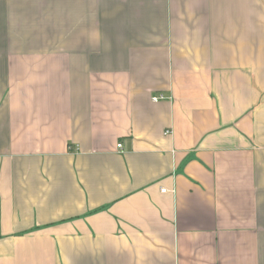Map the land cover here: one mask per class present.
Returning <instances> with one entry per match:
<instances>
[{"label":"crops","instance_id":"obj_1","mask_svg":"<svg viewBox=\"0 0 264 264\" xmlns=\"http://www.w3.org/2000/svg\"><path fill=\"white\" fill-rule=\"evenodd\" d=\"M0 264H264V0H0Z\"/></svg>","mask_w":264,"mask_h":264},{"label":"built area","instance_id":"obj_2","mask_svg":"<svg viewBox=\"0 0 264 264\" xmlns=\"http://www.w3.org/2000/svg\"><path fill=\"white\" fill-rule=\"evenodd\" d=\"M164 98H165V97H163V96L155 97V98H154V101L164 100ZM119 148H121V146H119ZM163 192H165V191H163Z\"/></svg>","mask_w":264,"mask_h":264}]
</instances>
